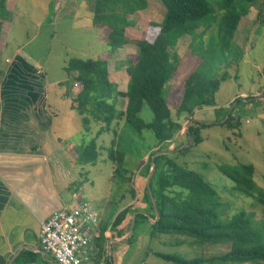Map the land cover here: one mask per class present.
<instances>
[{
	"label": "rangeland",
	"instance_id": "obj_1",
	"mask_svg": "<svg viewBox=\"0 0 264 264\" xmlns=\"http://www.w3.org/2000/svg\"><path fill=\"white\" fill-rule=\"evenodd\" d=\"M210 1L214 7L213 1ZM146 2L147 9L132 15L135 24L126 28V37L130 41L144 40L151 33L150 24L162 22L165 9L160 0ZM96 5V0H8V10L6 8L2 14L6 31L3 38L6 37L7 43L4 52L20 49L32 58L41 59L49 84L58 81L72 83V74L64 71L71 60L97 61L104 59L107 53L102 26L94 22L93 9ZM220 15L217 12L215 16L208 17V29L203 31L201 27L193 36L180 39L170 50V60L175 71L167 84L165 99L174 114L182 98L183 84L191 73L198 72L208 80H221L225 75L215 94V105L212 108L205 107L211 116L205 120L213 121L214 111L221 112L223 116L232 104L235 106L239 102L235 112H239L241 127L235 133H240L241 136L215 125L201 132L204 139L202 144L186 147L189 142L185 129L187 121L181 117V130L170 142L161 145L160 149L169 152L167 155L170 158L200 174L211 184L218 192L223 218L244 211L252 214L254 221L260 223L264 222L263 208L234 188L233 183L218 172L217 166L253 165V180L264 188V97H255L258 92L264 93V0H255L248 7L247 14L240 18L226 47H223L224 40L219 28ZM117 52H120L121 59L118 56L111 62V66L115 62L116 66L119 64L123 69L125 62L136 56L138 48L129 44ZM121 74L124 78L125 74ZM113 75L111 80H115ZM75 84V89L80 88L78 83ZM57 92L58 89L53 90L50 96L53 97ZM201 112L197 111L193 119L200 117L198 114ZM259 114H263L262 119L258 117ZM140 118L145 123L152 121V114L146 105L142 108ZM83 131V124L75 122L69 125L64 135L82 149L92 140ZM119 137L121 153L133 155L129 159H135L134 161L142 158L144 151L150 149L155 142L151 131L138 135L131 132L125 124ZM113 138V134L107 137L96 169L90 170L88 184L85 186L86 199L99 209L106 200L117 201L125 188L129 187L120 173H113L110 166L112 163L106 161L109 159L105 149L111 147ZM101 157L106 161L104 167L99 163ZM148 213L138 214L134 230L131 225L133 237L130 243H126L120 251L113 249L114 260L119 254L128 264H141L140 261H145V264H171L158 259L153 252L193 259L222 255L229 250L228 245L201 244L175 234H154L147 237L150 230ZM141 234L143 240L134 243ZM146 250L150 252L148 255H145Z\"/></svg>",
	"mask_w": 264,
	"mask_h": 264
},
{
	"label": "trees",
	"instance_id": "obj_2",
	"mask_svg": "<svg viewBox=\"0 0 264 264\" xmlns=\"http://www.w3.org/2000/svg\"><path fill=\"white\" fill-rule=\"evenodd\" d=\"M212 1L214 7L210 0H160L165 9L162 22L150 24L151 33L144 40L130 41L126 37V28L135 24L132 15L147 9L146 0H96L97 5L93 9L94 22L104 27V44L108 54L129 44L136 46L138 52L127 61L128 83L125 93L119 92L109 81L105 59L71 60L68 63L64 71L67 74L77 73L76 83L81 87L75 103L77 112L82 116L87 115L82 118L85 131L89 127L88 116L104 125L101 131L109 130L114 121L123 120L131 132L138 135L143 131H151L157 144L162 145L170 142L181 130L179 118L184 117V121H192L187 133L190 147L202 144L204 139L201 132L215 125L241 136L240 133H235L241 127V118L235 114L239 102L227 119V111L215 123H201L193 119L197 108L215 105V94L225 75L221 80H208L198 72L191 73L183 84L182 98L174 114L165 99L167 84L175 71L169 54L172 47L185 36H193L201 27L203 31L208 29V17L215 16L217 12L221 14L219 28L224 40L223 47H226L240 18L247 14L248 7L255 2ZM5 4L6 0H0V26L3 22L2 14L6 10ZM120 97L127 99L124 112L115 110V103ZM144 105L152 114L150 123H145L140 118ZM159 152L160 150L155 153ZM97 157L95 140L85 145L78 156L80 163L84 165L94 164ZM108 159L115 163L116 173L123 176V154L111 149L108 151ZM150 161L151 157L147 173L150 170ZM154 162L149 190L146 188L144 194L147 211L150 213L148 219L155 220L150 196L153 197L159 213V219L150 226L151 235L175 234L194 239L201 244L229 247L222 255L208 257L185 259L178 255L154 253L155 257L171 264H264V222H255L253 215L244 211L223 218L218 192L200 174L178 164L165 154L156 156ZM217 170L233 183L234 188L261 206L264 214V188L253 180V165H219ZM126 215L125 209L118 213L112 222V228L119 226ZM103 241L99 233L94 245L100 252L103 250ZM105 264L110 263L106 261Z\"/></svg>",
	"mask_w": 264,
	"mask_h": 264
},
{
	"label": "crops",
	"instance_id": "obj_3",
	"mask_svg": "<svg viewBox=\"0 0 264 264\" xmlns=\"http://www.w3.org/2000/svg\"><path fill=\"white\" fill-rule=\"evenodd\" d=\"M7 4L8 0L6 8ZM1 24L0 264H56L49 254L41 250L40 225L54 213L72 208L76 198L90 202L84 195L90 170L96 169L109 134H113L111 144H114L105 150L121 152L119 132L123 130L125 123L123 120L114 121L109 130L101 131L104 125L88 116V131L83 132L95 140L98 157L94 164L80 163L78 156L81 146L79 148L64 135L69 125L75 122L82 125V118L87 116L80 115L76 110L75 99L81 90V87L74 88L77 73H72V83L58 81L49 84L41 59L32 58L20 49L4 52L7 48L6 37L3 38L6 34L4 21ZM102 38L104 41L103 35ZM118 50L112 54L107 52L109 57L105 54L104 59L107 62L109 81L119 92L125 93L128 63L125 62L123 69L119 64L116 66L115 62L111 66V62L120 56ZM121 73L125 74L124 78ZM111 75L115 80H111ZM119 81H122L121 84ZM57 89L59 92L51 97L50 93ZM255 97H264V93L258 92ZM126 105L127 99L120 97L115 103V110L124 112ZM197 111H202L198 115L203 117L194 120L201 123H213L218 121V117L219 120L222 117L221 112L214 111L213 121H207L205 119L211 116L205 107H199L194 111L193 118ZM235 114L239 115V112ZM258 117L262 119L263 114ZM160 146L155 140L152 147L144 151L142 158L139 157L136 161L129 159L133 155H123L122 169L125 174L122 177L129 189L125 188L117 201L106 200L101 209L96 207L100 214L99 233L104 239L103 250L100 252L94 245L92 257L83 264H105L106 261L110 264H128L119 254L114 260L113 249L120 251L126 243H130L135 216L148 210L144 201L150 172L149 170L147 173V167L149 158L157 154L155 152L158 150L162 151ZM106 161L112 163L110 166L116 174L115 163ZM106 161L101 157L100 166L104 167ZM124 209L127 210L126 218L115 229L112 228L114 218ZM151 224L149 219V225ZM147 234V237H151V227ZM141 236L143 234L138 235L134 243L143 240ZM149 253L146 250L145 255ZM140 263L145 264V261Z\"/></svg>",
	"mask_w": 264,
	"mask_h": 264
},
{
	"label": "built area",
	"instance_id": "obj_4",
	"mask_svg": "<svg viewBox=\"0 0 264 264\" xmlns=\"http://www.w3.org/2000/svg\"><path fill=\"white\" fill-rule=\"evenodd\" d=\"M99 225L98 210L90 202L76 198L72 208L60 210L41 223V250L56 264L88 262L93 254L94 241L99 238Z\"/></svg>",
	"mask_w": 264,
	"mask_h": 264
},
{
	"label": "water",
	"instance_id": "obj_5",
	"mask_svg": "<svg viewBox=\"0 0 264 264\" xmlns=\"http://www.w3.org/2000/svg\"><path fill=\"white\" fill-rule=\"evenodd\" d=\"M233 107H234V104H232V106L228 109L226 119L228 118V116H229L231 110L233 109ZM191 122H192V121H188V122L186 123L185 129H186L187 133H188V126H189V124H190ZM190 145H191V142H190V140H189L188 145H187L186 147H188V146H190ZM168 153H169V152H159V153L155 154V155L151 158V169H150L149 176H148V180H147V182H148V184H147V189H148V190H149V180H150V177H151V175H152V172L154 171V168H155V162H154L155 157L158 156V155H161V154H168ZM150 197H151V201H152V204H153V210H154V213H155V220H153L152 223H155V222L159 219V213H158V211H157L156 203H155L153 197H152V196H150Z\"/></svg>",
	"mask_w": 264,
	"mask_h": 264
}]
</instances>
